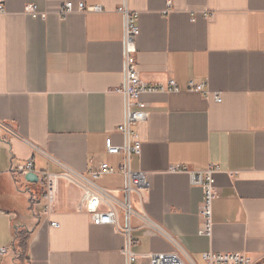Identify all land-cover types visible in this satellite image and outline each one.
<instances>
[{
    "label": "crops",
    "instance_id": "obj_1",
    "mask_svg": "<svg viewBox=\"0 0 264 264\" xmlns=\"http://www.w3.org/2000/svg\"><path fill=\"white\" fill-rule=\"evenodd\" d=\"M0 3V122L16 132L0 129V264H128L126 250L177 253L185 264H207V252L264 261V0ZM65 3L74 11L64 18ZM120 7L138 14L141 79L180 89L141 95L149 117L134 127L141 151L129 163L106 148L108 138L127 143ZM191 81L209 96L190 92ZM30 162L36 183L16 171ZM104 163L146 173L150 192L128 195L119 172L93 179ZM177 166L218 169L211 237L200 235L203 190ZM89 192L104 195L99 210L114 209L115 225L93 223Z\"/></svg>",
    "mask_w": 264,
    "mask_h": 264
},
{
    "label": "built area",
    "instance_id": "obj_2",
    "mask_svg": "<svg viewBox=\"0 0 264 264\" xmlns=\"http://www.w3.org/2000/svg\"><path fill=\"white\" fill-rule=\"evenodd\" d=\"M78 10L83 13L102 12L100 6H86L81 3ZM74 11L73 3H65L60 14L62 17H67ZM4 12V6L0 3V13ZM122 14L125 22V38H124V65H125V81L122 88L118 89V93L124 95L126 99L125 119L123 125L119 127V131L123 133L127 139V143L123 147L115 146L110 138L106 141V148L108 155L117 156L123 154L127 158L129 163L130 156L132 154H140L141 143L138 135L134 130V127L141 122L148 119L149 113L147 111L148 106L146 103L140 101V97L143 94L152 93H178L180 91L175 81L170 80L167 83L147 84L145 83L138 71L137 60H136V39L140 34L138 27V14L133 13L126 7H120L117 11ZM27 15L33 18H46L47 13L41 12L35 5H28L25 9ZM189 91L192 93L202 94L206 97L209 96V92L205 89L203 84H196L191 81L189 83ZM217 103H221L222 100L219 96L215 97ZM0 129L4 130L11 136L16 134L15 130L11 127L0 122ZM22 175L33 173L35 167L33 163H28L19 167L17 170ZM122 173L126 176L128 184L126 193L148 194L150 192L149 178L146 173L135 172L131 170L129 164L116 171L110 167L107 163H104L100 168L92 173L93 179H99L104 175H113L115 173ZM172 173H188L191 177L192 185L201 187L204 193L200 215L203 220V225L200 230V235L205 237H211L213 235V203L217 198V187L215 175L218 173V169L210 167L205 171L200 172H189L187 169L182 167H172ZM50 175L43 174L40 176V182L44 186H48ZM91 194V217L95 225H115L116 224V212L114 209L109 208L107 211H100V206L104 203V195L102 193ZM46 209H49V196L46 194L41 199ZM127 213L130 215L133 212V207L130 203L125 206ZM52 226L57 227V224ZM125 233L129 234V229L125 230ZM7 253L6 249H1L0 254L4 255ZM124 254L127 256L128 264H142L141 261L144 259L148 264H185L181 256L177 253H151L139 257L129 250H126ZM203 259L207 264H264L263 262H256L251 257L241 253H214L207 252L203 254Z\"/></svg>",
    "mask_w": 264,
    "mask_h": 264
},
{
    "label": "water",
    "instance_id": "obj_3",
    "mask_svg": "<svg viewBox=\"0 0 264 264\" xmlns=\"http://www.w3.org/2000/svg\"><path fill=\"white\" fill-rule=\"evenodd\" d=\"M27 179L28 180H32L33 182H38V176L36 175V174H34V173H30V174H28L27 175Z\"/></svg>",
    "mask_w": 264,
    "mask_h": 264
}]
</instances>
